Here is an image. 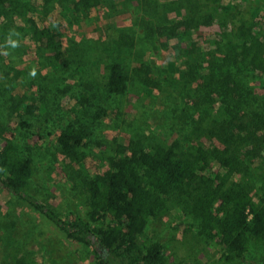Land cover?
<instances>
[{"label":"rangeland","instance_id":"374dc122","mask_svg":"<svg viewBox=\"0 0 264 264\" xmlns=\"http://www.w3.org/2000/svg\"><path fill=\"white\" fill-rule=\"evenodd\" d=\"M74 1L60 0L47 17L38 15L39 4L32 12L40 25L52 20L61 22L63 45L70 60L66 70L50 67L28 39L24 9L17 12L7 7L0 13V123L6 127L5 140L15 145L19 156L32 159L34 176L28 193L61 216L76 211L86 218L83 196L73 186V173H103L109 168L115 144L127 143L133 134L164 146L177 140L186 149L200 115L207 111L216 115L225 99L235 114L262 111L264 78L257 73L244 74L231 67L236 85L231 89V82L226 95L223 92L227 85L204 76L209 59L218 60L226 52L228 39L218 24L200 26L194 54H189L183 49L185 38L179 44L175 37L147 31L141 19L149 17L133 1L103 0L87 14L73 11ZM238 2L246 14L257 6V20L264 27V0ZM122 31L134 35L133 49H118L111 44V38ZM114 59L128 70L135 63L145 62L162 88L132 85L123 96L108 94L103 86V67ZM13 99H23L36 109L26 112L20 105L13 112ZM68 122H79L89 130L84 166L63 156L55 142V136ZM198 140L207 146H222L216 136L202 135ZM246 148L241 146L237 152ZM242 179L250 184L255 198L264 196V143L252 156ZM186 201L185 196L172 195L168 212L149 220L139 237L140 244L158 240L168 264H221V247L215 241L200 238L197 220L188 212ZM11 249L42 264L95 262L83 243L70 240L26 201L0 187V264H8ZM238 264L264 261L259 254L251 253Z\"/></svg>","mask_w":264,"mask_h":264},{"label":"trees","instance_id":"16d2710c","mask_svg":"<svg viewBox=\"0 0 264 264\" xmlns=\"http://www.w3.org/2000/svg\"><path fill=\"white\" fill-rule=\"evenodd\" d=\"M125 1L135 2L150 18L141 19L150 33L175 37L179 44L185 38L183 49L189 54H194L200 26L218 24L228 39L226 52L218 60L209 59L204 76L227 85L223 95L229 92L231 82V89L236 85L231 67L264 78V27L257 20V6L246 14L239 0ZM59 2L0 0V13L7 7L17 12L24 9L28 39L50 67L66 70L70 60L63 45L61 22L52 20L40 25L32 15L39 4L38 15L47 17ZM102 2L76 0L72 7L74 12L87 14ZM173 13L175 16L170 17ZM110 42L118 49L136 46L134 35L125 31ZM200 49L203 52L204 48ZM103 68V86L108 94L123 96L132 85L162 88L145 62L135 63L128 70L114 59ZM261 104L262 111L235 114L225 99L216 115L212 111L200 115L186 149L177 140L164 146L144 140L139 134H133L127 143H116L109 168L103 173L91 176L86 170H75L72 175L74 188L83 196L86 218L76 211L61 216L28 193L34 176L32 159L17 154L15 145L5 140L6 127L0 123V187L26 201L70 240L83 243L95 257L94 264H168L158 240L142 246L139 237L150 219L168 212L172 195L187 197L186 208L197 220L196 232L203 241H215L221 247V264H238L251 253L259 254L264 261V196L255 198L250 184L242 179L252 156L264 143V98ZM20 105L30 113L36 109L23 99H13L11 111L17 112ZM202 135L218 137L222 146H207L198 140ZM88 139V128L79 122L66 123L55 136L60 153L80 166H84L87 157L84 147ZM241 146L247 148L237 152ZM7 256L8 264H42L14 249Z\"/></svg>","mask_w":264,"mask_h":264}]
</instances>
